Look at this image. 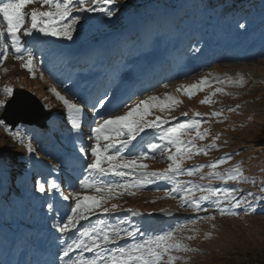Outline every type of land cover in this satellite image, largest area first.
Wrapping results in <instances>:
<instances>
[{
  "label": "rangeland",
  "instance_id": "1",
  "mask_svg": "<svg viewBox=\"0 0 264 264\" xmlns=\"http://www.w3.org/2000/svg\"><path fill=\"white\" fill-rule=\"evenodd\" d=\"M229 5L232 8L227 14V22L234 19V26L236 27L240 22L244 25L249 20L253 22L264 19V0H116L114 4L104 5V7L113 11L114 14L111 17L99 11H73L67 19L60 21L61 26L71 24L74 29L71 40L50 37L55 44L68 43L74 46L81 40H101L103 35L114 36L115 33L121 31L122 27L124 32H126L124 33L126 36L130 34L133 28L132 26H137V28L140 26L141 28L139 29L143 34L142 39L135 36L131 40L136 43L143 41L144 32L146 34L145 30L151 29L146 34L148 40L144 44H141L149 45L154 36L155 27L153 28V26L157 23L162 24L167 20L166 15L169 17L173 15V20H171L173 22V28H170L169 25L162 24V27L167 30L165 31V35H167L168 31H173L177 28L175 24L177 23L175 19L177 14L183 17L181 21L183 22L182 27L179 25V29L183 31L189 27L187 20L193 15L196 16L192 17L190 26L193 22L196 23L195 20L200 21L202 18L207 20V15H204L202 18L197 16L198 14L205 13H209L207 20V24L209 25L212 20L215 19L216 21V18ZM93 6V4L88 5V7ZM26 8L24 10L28 14L24 25L26 29L30 27L28 23L30 20L28 21V18L33 8H40L42 11H51L47 7H41L39 3L28 5ZM130 14L133 15L135 21L144 19L146 22L138 21L136 23L129 16ZM159 14L164 16H159ZM223 14L221 18H223ZM73 17H79L75 24L71 23ZM126 17L127 20H125ZM122 21L123 23L126 21L124 26H122ZM89 23L97 28L96 32L86 33L90 28ZM129 23H131V27ZM212 27L214 30L218 29L219 31L221 28L220 21H216ZM239 28H241L240 25ZM158 34L161 35V29ZM130 35L128 39L131 38ZM8 44L7 59L1 60L0 62V100L7 102L10 99V97H6L3 94V89L6 87L12 88L13 91L19 88L33 92L43 102L45 109L48 111V108H50L56 115V119L52 121V124L47 126L50 133L53 136L58 135L63 138L65 127L71 124L66 109L51 89L55 88L61 95H64L70 100L73 99L69 98L68 93L64 92L63 89L57 87L49 77L48 71L42 69L40 65H34L35 78H33V74L29 73L23 66L25 61L17 60L15 58L16 54L13 53L11 42H8ZM24 47L29 48L26 42L24 43ZM100 54H102V49L96 48L93 56L97 59ZM0 55H3V53H0ZM35 58L37 60L38 57ZM202 77H207L213 83L210 87L201 86L203 87V91L197 92L193 97L189 98L184 91H177L181 86L198 84ZM225 79L227 80L226 83L219 82ZM241 81H243V86H240ZM173 85L152 91L145 97H138L131 105L134 106L148 96L155 95L162 99L165 94H168L176 100L181 101V103L175 105L174 110L171 111L162 112L158 110L157 113L153 112L147 118L149 121L154 120L158 115L164 116L167 120L175 122V124L196 119V113H199L201 117L205 118L201 131L208 129L210 135L207 139L203 141L197 140L195 143L198 147L204 148L211 145L214 138L219 136L220 139L216 141L219 145V150H211L208 155L193 156L191 159L183 162V168L190 169L198 165H208L226 154H231L233 158L229 162L221 165L216 171L223 173L233 168L237 163L243 162V168L247 176H255L257 180H264V58L240 64L215 65L195 76H191L180 82H175ZM218 88L223 89V93L216 92ZM206 97L213 100L211 105L200 103ZM237 105L240 107L236 111H230V109L235 108ZM34 108L36 107L34 106ZM127 110L128 108L123 109L120 115H123ZM2 111L3 109H0V114ZM220 111H223V116L220 118L211 115L213 112ZM183 113H187V117ZM174 118L179 119L176 120ZM0 121L2 120L0 119ZM92 123L93 120L87 123L90 134L92 133L90 128ZM32 130L33 128L22 125L15 130H11L4 122L0 123V191L2 188H6L2 192L4 197L0 199V219L10 217V214L6 213V207L11 206L13 209L15 202H20L27 198L30 199V196L25 194L26 191L23 185L26 179L32 177V175L30 176V172L32 163L35 160L34 154L38 159H45L44 155L38 152V142L35 140L39 138L33 140L32 137H35V135ZM16 131H19L23 137V144L11 135V132ZM194 136L195 132H190L183 139L188 141ZM29 140L34 148V151L31 153L27 150ZM88 141L89 144L94 143L90 138ZM166 156L167 153L165 156H159L157 154L156 159L144 161L148 165L147 170L161 171L167 168L169 162ZM259 156L263 160H259ZM15 165L18 166L16 167ZM210 171L211 169L204 167L201 174L206 176ZM22 172L24 173L23 175L20 174ZM178 179L181 181H192L198 185L209 186V181L207 179L201 180L200 174L193 177L183 175L179 176ZM211 186L221 187L222 182L215 181ZM233 186L235 185L232 183L228 185V187ZM239 187L245 192L257 191V188L247 183L240 184ZM170 188V183L157 181L151 184V188L137 190L135 195L124 194L118 199L110 200L104 207L111 208V205L115 203L119 205V210L115 212L129 208H132L133 211V208L140 210L142 215H136L138 217L136 221H143V227L146 230L144 231L142 229L140 231L141 233L138 234V238H147V236L152 234H160L178 226L187 225V227H183L182 231L176 232V238L184 244L189 245L194 251L173 253V255L180 257L176 264H264V203H260L259 201L252 202L255 206L254 214L244 215L243 210L238 209L234 211L240 212V215H220L214 207H209L207 212L197 211L191 207H182L179 199L166 198V192ZM74 191H76L75 195L85 196L79 188L76 190H68L67 195H71ZM28 192H32V188ZM203 194L206 193L197 192L194 199H198ZM75 195L72 198H75ZM99 211L97 210V212ZM173 212L181 214V218L166 222H156L158 219H156L157 216L163 219L173 218ZM206 216H215L216 219H202V217ZM128 218L133 219L130 215H128ZM193 221L197 222L193 223ZM140 225L141 223L136 224L138 228L142 227ZM188 236H192L194 239L189 240L187 239ZM124 242L125 240L118 243L122 244Z\"/></svg>",
  "mask_w": 264,
  "mask_h": 264
},
{
  "label": "snow or ice",
  "instance_id": "2",
  "mask_svg": "<svg viewBox=\"0 0 264 264\" xmlns=\"http://www.w3.org/2000/svg\"><path fill=\"white\" fill-rule=\"evenodd\" d=\"M116 0H0V18H2L6 31L0 30V60L7 59L8 42L15 49L17 60L25 61L24 67L35 78V56L31 48H25L22 37L33 35V31H38L46 36H53L71 40L74 29L71 24L61 26L60 21L67 19L73 11L80 12H104L111 17L114 13L104 5L114 4ZM39 3L41 7L54 9V11H42L40 8H33L30 13V27L24 29L26 17L28 14L24 9L31 4ZM93 4V7H88ZM79 17H73L72 24H75ZM244 27L243 24L240 25ZM21 29H24L21 32ZM7 71V70H5ZM220 83H226L227 80H220ZM212 81L207 77H202L198 84L191 86H181L177 91H184L189 97H193L197 92L203 91L201 86H211ZM243 86V81L240 82ZM56 98L60 100L66 109L71 128L79 133L84 123V112L86 105L76 103L73 100L61 95L55 88L51 89ZM216 92L223 93V89H216ZM6 97L13 95V89L6 87L3 89ZM215 95V93H213ZM108 99L101 98L96 104L92 105V112L96 113L98 108H104ZM181 103L173 96L165 94L162 100L159 96H148L140 100L134 106L129 104L119 105L118 107L128 108L123 115H115L114 108L107 116L100 115L93 119L90 125L92 136L89 138L94 143L79 148V152L84 156L90 153L91 163L85 165L88 173L95 175H85L79 181V186L85 190H91L97 193L96 196L75 195L74 206H70L68 213L63 220L56 225L61 234L71 233L72 235L65 241L62 248L60 259L64 264H176L180 259L173 255L175 252L194 251L189 245L184 244L176 238V232L183 230L184 226H178L172 230L160 234H152L147 238H138L141 229L132 225L130 221L121 218L118 226L105 225L101 220L99 224L84 227L81 221H90L93 214L100 210L101 215H108L111 212L119 210V205L113 203L111 208L104 207L110 200L118 199L122 195H135L137 190H143L149 184L157 181H166L171 184V188L166 192V198L179 199L181 206L194 208L197 211L207 212L209 207H214L220 215H240L243 210L244 215L254 214L255 206L252 202L259 201L264 203V180H257L255 176H247L243 168V162L237 163L233 168L226 172L216 171L221 165L229 162L233 156L226 154L208 165H198L190 169L183 168V162L197 155H208L211 150H219L216 143L220 139L216 136L211 145L204 148L197 146L195 141H203L208 138L210 131L205 129L201 131L204 123L203 117L196 113V119H190L179 123L176 126L165 128L172 122L156 116L154 120L147 118L152 115L154 110L171 111L174 106ZM201 104L211 105L213 100L205 98ZM6 107L5 100H0V109ZM240 106L237 105L230 111H236ZM187 117V113H183ZM214 117L223 116V111L213 112ZM178 120L179 118H174ZM210 119V118H209ZM102 120V123H98ZM3 123V121H0ZM146 129H154L160 132L159 140L163 143H149L146 151H139L130 156H126L122 149L127 148L132 141L136 140L140 133ZM195 132V136L188 141L183 137ZM11 135L21 144L24 143L23 137L19 131L11 132ZM122 136H127V140H121ZM119 141V147L116 142ZM106 142L107 146H102ZM116 148L115 154L110 153V149ZM29 153L34 151L32 143L29 140L27 144ZM169 162L168 167L161 171H148V165L143 161L156 159L159 156H165ZM107 165V166H105ZM204 167L211 171L205 176L201 174ZM200 174V179H207L209 186L198 185L192 181H181L179 176L187 175L193 177ZM120 177L121 182H106L103 177ZM215 181H221V187H212ZM232 183L235 186L228 187ZM250 184L257 188L256 192H245L239 185ZM47 190L60 192L61 188L55 181L42 182L39 184L38 191L45 193ZM197 192L206 193L194 199ZM63 200H69L68 196H63ZM49 211H54L53 205H48ZM131 215H142L128 209ZM164 211V210H162ZM206 220H215V216L202 217ZM197 221H193L196 223ZM192 240L194 237L188 236ZM127 240L125 244H119V241ZM91 252L92 257L88 258L81 253ZM75 254V255H73Z\"/></svg>",
  "mask_w": 264,
  "mask_h": 264
},
{
  "label": "bare ground",
  "instance_id": "3",
  "mask_svg": "<svg viewBox=\"0 0 264 264\" xmlns=\"http://www.w3.org/2000/svg\"><path fill=\"white\" fill-rule=\"evenodd\" d=\"M50 10L53 11L54 9H50ZM126 19H127V17H126ZM69 20H70V18H69ZM207 20H208V18H207ZM207 20L205 18H202V20H200V21L195 20L196 23L193 22L191 26L189 25V27L187 28L186 31H184L182 33H175L174 34V41H171V42H167V40H165L160 34H157L156 38L154 39L153 44L151 45V48H148L146 50L145 54H143V55H138V50L136 48L128 50L126 53V57L130 58V60L132 61L131 66H129L130 60H127L125 62V64H123L122 67H120L119 65H115L114 67H111L113 69L110 70V72H109V74H110L109 78H111L110 80L116 79V78H114V75H116V73H118V72L121 73L120 78L122 77L123 74L124 75L126 74L129 76V79H133L135 81L141 80L142 82L140 84L143 87L141 88V90H140L141 92L139 93V95L145 97L149 93H151L152 91L155 90V89H153L152 91H149L151 88L157 86V84H154V81H153L155 77H159V80L162 81L165 78V76H169V74H170L169 82L165 83V85L163 84L160 86V87H164V86H167L172 81L174 82V80L179 79L180 77L189 76L190 73L187 75H185L183 73V71L181 70L183 67H186L195 61H199V60L201 61V59L204 56L210 55L209 51L212 48H218V47L223 46V45L226 46L230 42L228 29H225L224 28L225 26H221V28L219 27L220 29L218 32H221V33L217 34V33L213 32L214 29L212 27L213 24L216 23V21L212 20L210 22V24L207 25L206 24ZM225 20H226V14L224 13L223 18H221V20H220V23H222ZM141 24H142V22H141ZM129 25L131 27V23H129ZM251 26L252 25H250V24H246V26L240 30L239 35L235 38V40H233V43H235L234 48H241L245 44L250 43L251 39L254 37L255 33L264 28V20L261 23L257 24L255 28H251ZM132 27L137 31V32H135V35L133 37L136 36L137 38L142 39L143 34L139 29L141 27L140 26H138V28H137V26H132ZM0 30L6 31V25H4L2 18H0ZM39 33L40 32H38V31H33V35L31 37H28V36L22 37L23 42L24 43L26 42L27 46H29V48H31L35 57H39L41 54H45V58H44V60H42V65H41L44 69L47 70V69L52 68L53 66H56L58 68V72L54 71V73L56 72L55 73L56 78H59L63 73H65V72H63L64 68L67 65V63H70L71 61H72V64L69 67L65 68L66 70L72 69V67L74 66V64H73L74 61H76V63H78V64L80 63V65L77 67H79L81 69H85L87 66H89V69L85 70L83 73H79V74L85 75L86 79H89L94 73H98V74L103 73L102 69L104 68V66L106 67L113 62V60H110L107 57L106 53H105V57L101 61L96 62V61L92 60L93 50L95 47H97L99 45H103L104 50L107 47V46H104V44L99 43L97 41H95V42L93 41L90 44H88L89 48L85 51L84 55L81 58H78V57L74 58L73 57V55H74L73 50L69 49V48H67V51L60 49L59 51L54 52L55 48H57L58 46L64 47L66 44L65 45H61V44L54 45L50 36H46L43 33H41L39 35ZM123 33H126V32H123ZM225 36H228V38H225ZM231 39H233V38L231 37ZM39 40L41 41V44L44 45L43 48H41V46L37 44V41H39ZM117 44L119 45L120 41L114 40V41H111V44L109 46H112L114 49H117V47H118ZM175 47H177L178 49L173 50ZM155 53L159 55V61L154 65H149V63H148L149 59ZM253 53H254V55L262 56L264 54V48L259 46L257 49H254L252 51V53H249V55L253 54ZM115 55H118V53H115ZM187 56H188V61L185 64L180 65L181 60L185 59ZM114 58H115V56H114ZM243 58L244 57L242 56V59ZM57 59H59V60L57 61ZM36 61H39V60H36ZM36 61H34V63ZM168 62L170 63L169 65H168ZM202 68L199 71H201ZM171 74H175L173 76V78H172ZM77 77H78V75L76 76L75 80L73 81V90H72L73 95L75 94L74 90L79 89V85H77V81H76ZM71 79H72V77H71ZM71 82H72V80L70 81V83ZM171 85H168L167 87H170ZM122 87H123V85H121L120 91L122 90ZM127 87H129V86H127ZM127 87H125V88H127ZM160 87H158V88H160ZM134 94H136V93H134ZM112 98H115V95H113L111 97V99ZM164 98H165V96H164ZM112 109L113 108L109 106L106 113H108ZM50 114H51V117H50V120L48 122L49 125H51L53 119L55 118L53 113H50ZM87 119H88L87 113H84V123L83 124H85V122H87ZM34 129L36 131H40L39 129H36V128H34ZM68 134H67V136H68ZM82 136H83V131L81 129V131L79 132L78 138H76V137L70 138V136H69L66 139V142L68 144H72V146H74L73 151L76 154H78L80 157H82L83 162H85L87 156H84L82 153H80L79 147H78L79 146L78 143H80ZM32 138H33V140L40 138L41 142H42L41 147H45V145L47 143V142H45L46 141L45 139L48 138V136L42 137V136H39V134H35V137H32ZM141 142H142V140H140V138L137 137L136 140L132 141L131 144L127 148L122 149V151L123 152L127 151L128 156L135 154L136 152H138L140 150ZM150 143H152V142H150ZM145 145H148V144H145ZM52 150H53V148H52ZM52 150L51 149L48 150V156L52 153ZM111 151L112 150L110 149V152ZM66 152H68V150L58 152L59 156L64 158V161L67 160V158H65ZM89 156H90V153H89ZM42 162L43 161H41V160H39V161L35 160L32 163V171L35 169H37V171L44 169V172H46V170L49 167L47 164H45V163L43 164ZM75 167H78V168H75ZM75 167H74L75 169H82V166H75ZM44 172H42V174H40L41 172H38L37 176L39 178H41L43 176ZM60 174H61V170L56 169V173L53 175V177L51 179L57 183L58 176ZM85 175H95V174L94 173H88L85 171L83 173L82 177ZM103 179L106 182H113V183L121 182L120 177H115L112 175L103 177ZM26 185H28V183L25 184V187H26ZM147 188H151V184H149L147 186ZM88 191H90V190H88ZM55 193H57V192L55 191ZM41 195H42V193H40V192H39V194H34L33 204H35L36 201H37V203L40 202V199L42 198ZM59 195H60L61 200H62L63 195L60 192H59ZM67 201L70 204L69 200H67ZM26 207L28 208V207H32V206L30 203L25 204L24 211H26V209H27ZM19 208H23V206L20 205ZM33 208L34 209L31 212V217L34 218L35 220H37L38 219V217H37L38 213L36 211L37 206H34ZM13 218H14V220H13V222H14V221H17V219H20L21 217L19 214H15V216ZM121 218H124L128 221L132 220V219H129L130 217L128 218V215H123V214L118 215V214H114V213H109L106 216L99 215V219H97V220H94L93 215H92L90 221H81L80 223L84 227H89V226L99 224L100 221L102 220L105 225L118 226L119 225L118 222ZM23 226L25 228L27 227V218L26 217L23 219ZM140 227H141V225H140ZM140 229L142 231V227ZM26 233H27V231L25 230V233L23 235H26ZM119 244H121V243H119ZM86 253H91V252H85L84 255H86ZM57 264H64V261L59 259Z\"/></svg>",
  "mask_w": 264,
  "mask_h": 264
},
{
  "label": "water",
  "instance_id": "4",
  "mask_svg": "<svg viewBox=\"0 0 264 264\" xmlns=\"http://www.w3.org/2000/svg\"><path fill=\"white\" fill-rule=\"evenodd\" d=\"M1 119L13 130L20 123L44 128L49 115L44 112L41 102L33 94L25 90H16L7 103Z\"/></svg>",
  "mask_w": 264,
  "mask_h": 264
}]
</instances>
